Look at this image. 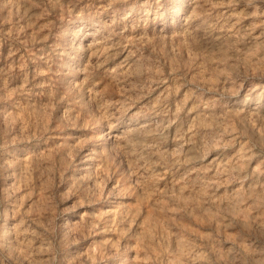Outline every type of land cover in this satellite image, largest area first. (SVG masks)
Wrapping results in <instances>:
<instances>
[{"label":"rangeland","instance_id":"374dc122","mask_svg":"<svg viewBox=\"0 0 264 264\" xmlns=\"http://www.w3.org/2000/svg\"><path fill=\"white\" fill-rule=\"evenodd\" d=\"M263 3L0 0V264H264Z\"/></svg>","mask_w":264,"mask_h":264},{"label":"bare ground","instance_id":"6f19581e","mask_svg":"<svg viewBox=\"0 0 264 264\" xmlns=\"http://www.w3.org/2000/svg\"><path fill=\"white\" fill-rule=\"evenodd\" d=\"M226 1V0H225ZM264 4V3H263ZM244 6V5H243ZM237 10V9H236ZM239 13V12H238ZM242 14V13H241ZM181 16V15H180ZM183 20V19H182ZM259 20V19H258ZM250 29V28H249ZM259 30V29H258ZM251 42H253V41H251ZM250 42V43H251ZM84 46V45H83ZM233 55V54H232ZM255 59V58H254ZM251 60V59H250ZM256 61V60H255ZM254 63V62H253ZM257 65V64H256ZM260 65V64H259ZM263 65V64H262ZM212 66V65H211ZM110 67V66H109ZM231 67V66H230ZM132 68H133V66H132ZM243 69V68H242ZM246 69H247V67H246ZM263 69V68H262ZM123 70V69H122ZM252 71V70H251ZM242 72H243V70H242ZM257 72V71H256ZM255 72V73H256ZM81 74V73H80ZM241 74V73H240ZM115 81V80H114ZM238 81V80H237ZM92 84V83H91ZM263 85V84H262ZM164 93V92H163ZM243 93V92H242ZM225 94V93H224ZM189 98V97H188ZM153 100V99H152ZM259 100V99H258ZM204 102V101H203ZM99 103V102H98ZM234 105V104H233ZM240 108V107H239ZM252 109V108H251ZM256 112L258 113L257 115V118L259 117V120H260V122L261 123H263L264 124V112L262 111H260V110H256ZM147 118V117H146ZM147 121V120H146ZM162 121V120H161ZM167 121V120H166ZM190 121V120H189ZM214 121V120H213ZM213 124V123H212ZM258 124V123H257ZM191 126V125H190ZM210 126V125H209ZM173 128V127H172ZM162 130V129H161ZM174 130V129H173ZM112 133V132H111ZM178 136V135H177ZM230 136V135H229ZM242 136V135H241ZM115 138V137H114ZM263 138V137H262ZM127 141V140H126ZM130 141V140H129ZM205 141V140H204ZM188 142V141H187ZM117 143V142H116ZM160 143V142H159ZM116 145V144H115ZM118 146V145H117ZM149 147V146H148ZM173 147V146H172ZM182 148V147H181ZM153 150V149H152ZM174 150V149H173ZM156 151V150H155ZM202 151V150H201ZM264 152V151H263ZM121 153V152H120ZM141 153V152H140ZM204 153V152H203ZM192 154V153H191ZM143 155V154H142ZM172 155V154H171ZM217 155V154H216ZM162 156V155H161ZM125 157V156H124ZM163 158V157H162ZM209 158V157H208ZM156 159H157V157H156ZM234 159H235V156H234ZM136 161V160H135ZM223 161V160H222ZM227 161V160H226ZM185 162V161H184ZM128 163V162H127ZM216 163V162H215ZM27 164V163H26ZM126 164V163H125ZM154 164V163H153ZM98 166H99V164H97ZM96 165V166H97ZM151 165V164H150ZM168 166V165H167ZM94 167V166H93ZM176 167V166H175ZM234 168V167H233ZM20 169V168H19ZM156 170V169H155ZM163 170V169H162ZM157 171V170H156ZM133 172V171H132ZM214 172V171H213ZM183 177V176H182ZM142 178V177H141ZM223 179V178H222ZM160 180V179H159ZM169 180V179H168ZM221 182V181H220ZM241 182V181H240ZM138 183V182H137ZM211 183V182H210ZM181 184H183V183H181ZM152 185H153V183H152ZM155 185V184H154ZM153 185V186H154ZM254 185V184H253ZM213 186V185H212ZM139 187V186H138ZM144 187V186H143ZM216 187V186H215ZM246 187V186H245ZM141 189V188H140ZM170 189V188H169ZM223 189V188H222ZM242 189V188H241ZM143 190V189H142ZM147 190V189H146ZM145 190V191H146ZM158 190H160V189H158ZM161 191V190H160ZM172 190H170V192H171ZM177 191V190H176ZM198 191V190H197ZM125 192V191H124ZM222 192V191H221ZM143 193V192H142ZM141 193V194H142ZM145 193V192H144ZM179 193V192H178ZM161 194V193H160ZM168 194H169V192H168ZM145 195H146V193H145ZM232 195V194H231ZM247 195V194H246ZM147 196V195H146ZM259 196V195H258ZM192 197V196H191ZM165 198V197H164ZM195 198V197H194ZM152 199V198H151ZM203 199V198H202ZM225 199V198H224ZM154 200V199H153ZM205 201V200H204ZM232 201V200H231ZM154 203H155V201H153ZM211 203V202H210ZM152 204V203H151ZM159 204V203H158ZM226 204V203H225ZM230 204V203H229ZM232 204V203H231ZM197 205V204H196ZM193 206V205H192ZM200 206V205H199ZM207 206V205H206ZM232 206H233V204H232ZM243 206H245V205H243ZM201 207V206H200ZM223 207V206H222ZM158 208H159V206H158ZM237 208V207H236ZM133 210H134V208H133ZM132 210V211H133ZM199 210H201V209H199ZM264 210V209H263ZM131 211V212H132ZM136 211V210H135ZM218 212V211H217ZM254 212V211H253ZM208 213V212H207ZM222 213V212H221ZM251 213V212H250ZM211 214V213H210ZM135 215V214H134ZM172 215V214H171ZM125 216V215H124ZM124 216H123V218H124ZM255 216V215H254ZM264 216V215H263ZM134 217V216H133ZM177 217V216H176ZM134 218H136V217H134ZM204 218V217H203ZM214 218V217H213ZM230 218V217H229ZM126 221V220H125ZM131 221V220H130ZM140 221V220H139ZM151 221V220H150ZM245 221V220H244ZM256 221H258V220H256ZM256 221H254L255 223H256ZM260 221H262V220H260ZM141 222V221H140ZM139 222V223H140ZM214 222V221H213ZM241 222H242V220H241ZM261 223V222H260ZM259 223V225H257L258 226V229L260 228H263L264 227V225L263 224H260ZM244 224V223H243ZM256 224H258V223H256ZM91 225V224H90ZM174 225V224H173ZM229 225V224H228ZM130 226V225H129ZM254 226H255V224H254ZM256 227V226H255ZM123 228V227H122ZM130 228V227H129ZM147 228V227H146ZM166 228V227H165ZM250 228V227H249ZM120 229V228H119ZM131 229V228H130ZM123 230V229H122ZM137 230V229H136ZM141 230H143L142 228H141ZM256 230V229H255ZM147 231H148V229H147ZM170 231V230H169ZM168 231V232H169ZM137 233H140V232H138V230L136 231ZM146 232V231H145ZM149 232V231H148ZM246 232V231H245ZM258 232V231H257ZM263 232V231H262ZM251 233H252V231H251ZM136 234V233H135ZM149 234V233H148ZM153 234V233H152ZM226 234H227V232H226ZM147 235V234H146ZM199 235V234H198ZM110 236V235H109ZM138 236V235H137ZM141 237H142V235H141ZM147 237H149L148 235H147ZM204 237V236H203ZM137 238V237H136ZM168 238V237H167ZM21 239V238H20ZM190 240V239H189ZM95 241V240H94ZM240 241V240H239ZM1 242V241H0ZM175 242V241H174ZM153 243V242H152ZM177 244H178V242H176ZM129 244V243H128ZM133 244V243H132ZM131 244V245H132ZM177 244H176V246H177ZM34 245H36V244H34ZM138 245V244H137ZM174 245H175V243H174ZM91 246V245H90ZM142 247V246H141ZM151 247V246H150ZM179 247H180V245H179ZM178 247V248H179ZM243 247H244V245H243ZM184 248V247H183ZM192 248V247H191ZM190 248V249H191ZM247 248V247H246ZM142 249V248H141ZM180 249V248H179ZM34 250V249H33ZM185 250V249H184ZM188 250H189V248H188ZM112 251V250H111ZM186 251V250H185ZM191 252V251H190ZM214 252V251H213ZM186 253H189V252H187L186 251ZM216 253V252H215ZM225 253H226V251H225ZM195 255V254H194ZM18 255H16V257H17ZM185 256V255H184ZM200 256V255H199ZM204 257V256H203ZM191 258H193V257H191ZM200 258V257H199ZM202 258V257H201ZM23 259V258H22ZM29 259V258H28ZM84 259V258H83ZM82 259V260H83ZM203 259H205V258H203ZM158 260V259H157ZM253 260V259H252ZM18 261V260H17ZM20 261V260H19ZM22 261V260H21ZM203 261V260H202ZM28 262V261H27ZM228 262V261H227ZM254 262V261H253ZM29 263V262H28ZM138 263V262H137ZM160 263V262H159ZM193 263V262H192ZM194 263H196V262H194ZM27 264V263H26Z\"/></svg>","mask_w":264,"mask_h":264}]
</instances>
